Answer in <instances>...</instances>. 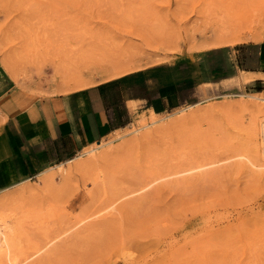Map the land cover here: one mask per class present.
I'll return each mask as SVG.
<instances>
[{
    "label": "rangeland",
    "instance_id": "rangeland-1",
    "mask_svg": "<svg viewBox=\"0 0 264 264\" xmlns=\"http://www.w3.org/2000/svg\"><path fill=\"white\" fill-rule=\"evenodd\" d=\"M221 37L229 42L202 46ZM255 38L264 39V0H0V93L10 86L2 56L17 66L20 86L37 93L136 66L111 82L118 130L97 150L140 135L137 120L149 117L147 100L163 83L179 90L171 117L188 104L214 107L136 139L102 164L95 181L73 170L67 183L56 176L44 188L31 177L39 189L14 203L34 212L21 226L17 255L57 238L24 264H264V167L246 165L240 154L264 158L250 112L219 105L241 90L264 94V83L240 77L255 66ZM210 159L220 162L132 192Z\"/></svg>",
    "mask_w": 264,
    "mask_h": 264
},
{
    "label": "crops",
    "instance_id": "crops-1",
    "mask_svg": "<svg viewBox=\"0 0 264 264\" xmlns=\"http://www.w3.org/2000/svg\"><path fill=\"white\" fill-rule=\"evenodd\" d=\"M252 46L256 51L255 66L245 72L255 75L253 81L261 84L264 83V39ZM9 78L10 86L0 93V109L4 118L0 133L5 135L8 146L0 151V189L23 178L30 179L43 168L65 161L90 143L118 130L116 109L109 92L116 77L96 80L81 89L43 93L23 88ZM9 95L16 105L20 104L16 112L7 114L1 103ZM129 100L122 99L123 105L127 107ZM180 103L177 85L163 83L147 100L146 110L152 109L159 114L177 108Z\"/></svg>",
    "mask_w": 264,
    "mask_h": 264
},
{
    "label": "bare ground",
    "instance_id": "bare-ground-1",
    "mask_svg": "<svg viewBox=\"0 0 264 264\" xmlns=\"http://www.w3.org/2000/svg\"><path fill=\"white\" fill-rule=\"evenodd\" d=\"M256 39L257 41H260L261 38H255L254 40ZM226 42H229V40L221 37V38H218L212 41L211 43H207L202 46L218 45V44H222ZM2 62H3L4 69L6 70L8 75L12 79H14L16 82L19 83L20 79L18 78L19 71H18L17 66L9 62V60L5 56H2ZM135 68L136 66L115 67L107 71L105 75L100 77L99 80H105V79L115 78V77L117 78L121 75H124L132 71ZM240 77L242 78L241 79L242 82L244 81L246 82V81L253 80L255 75L245 74L244 72H241ZM93 82L94 80L90 78H82V77L74 78L73 82L66 84V87L63 88V90L81 89L83 87L90 86V84H93ZM227 95H232V94H227ZM235 95L238 96L236 99L221 100L219 104L220 108L223 110H230V109L236 108L238 109L237 111L247 110L248 112H250L253 133L256 135L258 139V143H257L258 152L262 156V158H264V94L262 93V91H257L253 94H249L241 90L240 92L235 93ZM244 96H247L248 98H250V100L244 98ZM1 105L7 114L16 112L19 109V107L16 105L11 95L3 98ZM190 107H193V106L191 104H188L186 106L179 107V109L177 110V113L178 112L180 113L172 117L170 113L163 112V113L158 114V113H154L152 109H150L149 117H141L137 120L135 130H140L144 128V130L140 133L138 137H135V138L130 137L129 140L122 142L118 147H116L115 145L116 148L113 146H107L103 150H97L99 149V147L103 145L101 141L92 142L88 145L89 149L82 150L79 153L73 155L72 157L66 159L65 161H61L47 168H43L41 171H39L36 174L35 180L33 181L35 183L40 184L41 186L39 187L47 188L50 186H54L55 177L60 176V178L62 179V182L67 183L69 179V175L71 174L73 170L86 171L89 174H92L94 176V181H95L96 179L100 178L102 175V170H103L102 164L105 163V161H107L109 157L111 158L114 154L116 155V154H119L120 152H123L124 150H129L136 139L140 137H149L152 134H155L159 131H163L169 128H173L175 126L183 125L187 123L188 121H191L197 118L198 115L206 114L209 110L210 112H212V109H214V107L210 106V104H206L204 106L199 105L197 107L191 108L190 110H186ZM7 147H8L7 140L4 135L2 138H0V151L7 149ZM240 156L243 157L242 162H244L248 166H251L252 168L258 169V168L264 167V162L258 163L254 161L253 159H251L247 154H240ZM219 162L220 160L210 159L204 162H199V163L197 162L194 165H191L190 167L182 168V169L176 170L171 173L154 176L150 178L149 180L145 181L144 183H142L141 186H139L136 190L132 192H136V193L141 192L144 189L151 186V184H153L157 179L168 176L169 174L170 175L171 174H185V173H192V172L196 173V171H200V170L202 171V169L212 166L214 164H217ZM186 176L188 177L190 176V174L189 175L187 174ZM29 180H30L29 178H23L20 181L16 182L15 184L11 185L10 187H7V189L0 191V262H3L4 264H24L27 260L31 258L33 259L36 258V256L39 253L41 254L42 252L41 250L44 247H47L49 244L52 245V242L55 240V238H57V236L55 237L52 236L49 239L47 238L48 240H46L42 246L35 247L33 251L31 252L28 251L29 252L28 254H25L22 257H18L17 255L18 253H22L21 244L19 242V238H20L19 233L21 230V226L23 225V222L26 218L34 219L33 218L34 212L25 211L19 205L18 206L14 205V203L16 202V200L20 199V196L33 194L39 189V187L38 188L34 187V185H32L31 182H28ZM124 195L126 194L123 193L122 195L118 196L104 208L113 206L115 202ZM20 208L23 211H20ZM18 213H21V215H18ZM91 215L92 214H89L81 218L80 220L76 222L75 225L80 224L82 221H84L86 218L90 217ZM207 227L214 228V225L209 224L207 225ZM16 251H19V252H16ZM34 260H31V261L33 262ZM129 264H134V263L130 262Z\"/></svg>",
    "mask_w": 264,
    "mask_h": 264
}]
</instances>
